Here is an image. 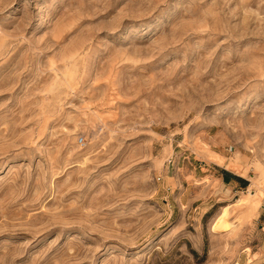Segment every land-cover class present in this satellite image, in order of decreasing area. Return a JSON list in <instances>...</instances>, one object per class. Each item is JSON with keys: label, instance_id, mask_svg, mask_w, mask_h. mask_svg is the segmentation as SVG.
Listing matches in <instances>:
<instances>
[{"label": "rangeland", "instance_id": "1", "mask_svg": "<svg viewBox=\"0 0 264 264\" xmlns=\"http://www.w3.org/2000/svg\"><path fill=\"white\" fill-rule=\"evenodd\" d=\"M0 264H264V0H0Z\"/></svg>", "mask_w": 264, "mask_h": 264}, {"label": "crops", "instance_id": "2", "mask_svg": "<svg viewBox=\"0 0 264 264\" xmlns=\"http://www.w3.org/2000/svg\"><path fill=\"white\" fill-rule=\"evenodd\" d=\"M226 168V167H225ZM218 179L223 185L229 186L231 189H243L247 185V179L228 169H222L218 174Z\"/></svg>", "mask_w": 264, "mask_h": 264}, {"label": "bare ground", "instance_id": "3", "mask_svg": "<svg viewBox=\"0 0 264 264\" xmlns=\"http://www.w3.org/2000/svg\"><path fill=\"white\" fill-rule=\"evenodd\" d=\"M214 159H215V161H216L217 163L220 162V158H219L218 156H215ZM230 168H231V167H230ZM226 208H227V206L223 207L222 210H223V209L226 210ZM224 210H223V211H224ZM220 215H222V214H220ZM220 215H219V216H220ZM150 243H151V242H150ZM151 245H152V244H151Z\"/></svg>", "mask_w": 264, "mask_h": 264}, {"label": "built area", "instance_id": "4", "mask_svg": "<svg viewBox=\"0 0 264 264\" xmlns=\"http://www.w3.org/2000/svg\"><path fill=\"white\" fill-rule=\"evenodd\" d=\"M79 142H82V139H80Z\"/></svg>", "mask_w": 264, "mask_h": 264}]
</instances>
